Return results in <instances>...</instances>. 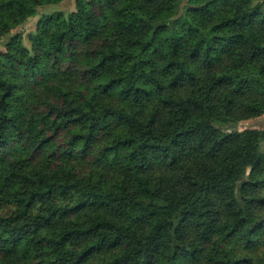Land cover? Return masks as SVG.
Wrapping results in <instances>:
<instances>
[{
	"label": "trees",
	"instance_id": "1",
	"mask_svg": "<svg viewBox=\"0 0 264 264\" xmlns=\"http://www.w3.org/2000/svg\"><path fill=\"white\" fill-rule=\"evenodd\" d=\"M0 0V39L44 4ZM0 52V264H264V6L75 0Z\"/></svg>",
	"mask_w": 264,
	"mask_h": 264
},
{
	"label": "rangeland",
	"instance_id": "2",
	"mask_svg": "<svg viewBox=\"0 0 264 264\" xmlns=\"http://www.w3.org/2000/svg\"><path fill=\"white\" fill-rule=\"evenodd\" d=\"M262 4L264 6V0H255V4ZM75 9V0H62L58 3L44 4L38 7L36 15L28 18L22 25L11 30L10 33L4 35L0 39V52L6 50L7 43L12 36L21 33L23 35L25 45L29 46L28 34L35 32L39 20L43 15L53 13L55 11H63L65 13ZM223 132L242 131L249 128H262L264 127V114L252 117L249 119L241 120L239 122H229L224 124H215Z\"/></svg>",
	"mask_w": 264,
	"mask_h": 264
}]
</instances>
